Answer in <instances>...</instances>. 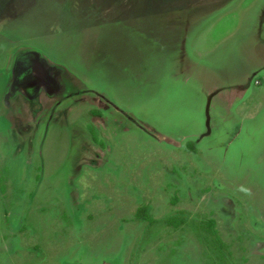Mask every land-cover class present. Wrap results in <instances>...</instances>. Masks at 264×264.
<instances>
[{
	"label": "rangeland",
	"instance_id": "374dc122",
	"mask_svg": "<svg viewBox=\"0 0 264 264\" xmlns=\"http://www.w3.org/2000/svg\"><path fill=\"white\" fill-rule=\"evenodd\" d=\"M23 47L101 95L0 101V264H264V0H0Z\"/></svg>",
	"mask_w": 264,
	"mask_h": 264
},
{
	"label": "flooded vegetation",
	"instance_id": "af4514ba",
	"mask_svg": "<svg viewBox=\"0 0 264 264\" xmlns=\"http://www.w3.org/2000/svg\"><path fill=\"white\" fill-rule=\"evenodd\" d=\"M3 73L6 81L0 90V94H2L0 99L2 108L7 110L5 120L8 121L21 120L20 117L24 114L25 109L34 110V122L43 117L49 109V120L52 121L57 107L70 100L80 98L82 92L85 91L82 83L74 80L72 75L68 74L67 69L49 62L46 56L35 48L23 47L16 51L9 57ZM88 89V93L92 95H101L96 90ZM88 93L84 92V94ZM103 100L110 103L106 97ZM111 105L113 104L111 103ZM208 125H211V128L207 133L203 132L201 135L188 137L197 139L193 142V146L191 144L188 150L189 154L195 156L196 147L203 146L204 140L211 137V132L214 131L212 119H208ZM211 150L207 148V152Z\"/></svg>",
	"mask_w": 264,
	"mask_h": 264
},
{
	"label": "crops",
	"instance_id": "0c3cea01",
	"mask_svg": "<svg viewBox=\"0 0 264 264\" xmlns=\"http://www.w3.org/2000/svg\"><path fill=\"white\" fill-rule=\"evenodd\" d=\"M47 58V57H46ZM48 60H49V62H51V63H53L49 58H47ZM53 64H55V63H53ZM1 101V100H0ZM181 137H183V135L181 136ZM188 137H190V136H187V140H193L194 138H188ZM193 137V136H192Z\"/></svg>",
	"mask_w": 264,
	"mask_h": 264
}]
</instances>
